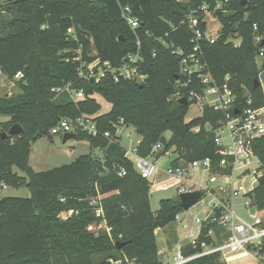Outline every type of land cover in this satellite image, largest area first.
Instances as JSON below:
<instances>
[{"label": "trees", "instance_id": "obj_1", "mask_svg": "<svg viewBox=\"0 0 264 264\" xmlns=\"http://www.w3.org/2000/svg\"><path fill=\"white\" fill-rule=\"evenodd\" d=\"M125 6L139 17L138 27L132 28L123 17ZM206 11L221 24L214 43H199L206 70L218 82L230 76L237 93L235 110L248 106L249 96L251 106H262V88L254 81L264 49V0L245 4L243 0H7L0 4V72L18 86L17 92L0 96V183L26 186L30 192L26 197H0V264H162L156 230L174 223L182 210L180 198L161 199L159 209L152 211L151 182L126 156L115 125L122 119L135 128L140 136L138 153L143 156L151 154L166 131L171 137L165 151L174 147L178 155L173 164L215 156L214 134L207 124L216 127L224 112L205 105L200 116L186 121L193 102L182 104L173 97L199 89L196 83L181 86L187 79L181 62L195 45L188 19L196 16L201 30H206ZM257 36L261 41H256ZM138 51L143 57L140 70L147 75L143 83L117 82L110 73L99 81L79 74L81 67L87 70V64L97 59L118 66L128 53ZM18 71L23 76L16 79ZM67 83L83 89L84 95L74 100L67 92L53 90ZM96 94L112 104L108 112L98 113L101 104ZM80 114L92 117L112 137L77 132L76 137L88 139L90 154L36 171L30 164L33 143L51 134L60 119ZM2 115L8 118L2 120ZM15 123L24 132L2 138L1 132ZM253 147L264 167V135ZM95 149L102 153L94 155ZM122 168L124 175L119 174ZM98 195L101 215L90 204ZM255 198L264 207V177ZM69 210L74 213L67 219L58 217ZM210 226L203 228V239L209 240L205 235ZM171 239L170 243L177 241V234ZM183 250L194 251L188 246ZM184 264L226 263L215 253Z\"/></svg>", "mask_w": 264, "mask_h": 264}, {"label": "built area", "instance_id": "obj_2", "mask_svg": "<svg viewBox=\"0 0 264 264\" xmlns=\"http://www.w3.org/2000/svg\"><path fill=\"white\" fill-rule=\"evenodd\" d=\"M221 6V3L217 5ZM122 14L132 28L139 26V17L133 14L129 6L123 8ZM188 23L194 33L192 42L195 45L193 52L182 59L181 73L187 79L181 82V86L196 83L199 89H189L187 93L178 92L173 97L178 100L186 97L188 102L200 104L202 109L209 105L224 112L216 127L207 124V128L214 134L215 156L188 162L180 159L175 165L172 160L178 155L174 151L172 153L165 151L166 146L160 139L153 145L150 155L143 156L138 153L140 142L138 139L134 148L126 149V156L130 159L129 154L134 152V160H130L141 176L151 182V190L175 185L179 198L184 193L193 191L201 193L196 203L187 209L182 207V210L175 214L174 223L182 230L183 235L175 242L172 255L162 259V264H184L192 259L215 253H218L221 259L229 260L240 252L247 253L256 263L264 264V207H260L255 201L256 190L264 177V167L253 147L254 141L264 135V104L259 107L251 106L252 98L249 96V105L242 110H235L237 93L230 85V76L227 75L223 82H218L206 70V64L201 61L198 53L199 43L203 41L214 43L219 36V30L214 34L208 27L201 30L199 19L193 15L189 17ZM254 27L257 28L256 25ZM261 39V36L256 37L257 42ZM258 58H261L262 62H258L257 79L264 96V49L260 51ZM142 60L140 51L128 53L118 66H112L108 61L101 63L97 59L87 64V70L81 67L79 74L81 77H91L99 81L102 76L110 73L117 82L124 79L143 83L147 75L140 70ZM22 76L23 73L18 71L15 78L19 79ZM53 90L57 93L67 92L74 100L84 95L83 89L74 87L72 83L55 87ZM115 126L116 136L121 138V130L127 125L119 119ZM68 132H82L92 137L99 135L112 137L111 131H101L97 122L85 114L64 117L51 129L53 135L64 136ZM167 141L169 142V138ZM161 152L172 156L165 170H161L157 165L160 157L158 154ZM161 172L169 177V183L164 185L157 183ZM125 173L124 168L119 171L120 175ZM7 187L6 182H1L0 192ZM100 198L101 195H98L90 199L91 204L97 208V215L103 214L102 208L98 205ZM237 199H241L240 205L253 216L252 219H247L237 212ZM207 225H212L205 235L209 240L202 238L203 228ZM186 246L194 251L185 254L183 249Z\"/></svg>", "mask_w": 264, "mask_h": 264}, {"label": "rangeland", "instance_id": "obj_3", "mask_svg": "<svg viewBox=\"0 0 264 264\" xmlns=\"http://www.w3.org/2000/svg\"><path fill=\"white\" fill-rule=\"evenodd\" d=\"M6 1L7 0H0V4H3ZM206 21L208 23V28L210 32L213 34L216 33L221 27L219 20L212 14L211 11H206ZM258 62L261 63L262 59L258 58ZM17 91H18V86L16 82L8 79L4 74L0 72V96L5 94L11 95L12 93H15ZM96 98L101 104V108L98 112L99 114L106 113L111 109L112 104L108 100H106L102 95L96 94ZM202 111L203 109L200 104L194 102L191 103L186 115V121H190L200 116L202 114ZM7 118L8 117L5 115L1 116L2 120H5ZM121 131H122L121 133L122 146H124L128 150H131L137 144V141L138 139H140V136L137 134L135 128L132 126L123 127ZM129 132L131 133V135H128ZM164 135L167 138H170L171 132L166 131ZM173 151H174V147L168 149V152L172 153ZM91 152L92 150L89 141L87 138L83 136L70 138L66 142H63V136L49 134L40 137L36 142L33 143L30 153V164L36 171L48 170L54 167H59L64 164L71 163L81 155L90 154ZM101 153L102 151L100 149L94 150V155H100ZM129 157L130 159L134 160L135 157L134 152L129 154ZM171 159L172 156L168 154L166 155L164 154L159 157L157 161V165L161 170H165L169 165ZM15 171L18 172V174L20 175H24V173L18 168H15ZM169 182H170L169 177L166 174H164V172H161V174L157 178V183L159 185H164ZM29 194H30L29 189L26 186L14 187L9 185L6 189L0 192V197H4V196L26 197ZM175 196H177V188L175 185L161 189L152 188L150 193V206L152 211L156 212L159 209L161 199L171 198ZM62 200H64V198H62ZM240 201L241 199L236 200L237 212L241 216L247 219H252L253 216L250 215L248 211L240 205ZM94 209L96 212L97 208L95 207ZM73 213L74 210L62 211L58 214V217L60 219L65 220ZM162 230L163 231H159L157 233L158 242L161 241L163 233L168 234L171 238L173 233L178 234V236L183 235L182 230L178 228L174 223L167 225L166 227L162 228Z\"/></svg>", "mask_w": 264, "mask_h": 264}, {"label": "water", "instance_id": "obj_4", "mask_svg": "<svg viewBox=\"0 0 264 264\" xmlns=\"http://www.w3.org/2000/svg\"><path fill=\"white\" fill-rule=\"evenodd\" d=\"M243 3L245 4L246 0H243ZM254 85L256 87L260 85L258 79H256L254 81ZM179 102L182 103V104H187L188 103V99L186 97H182V98L179 99ZM23 132H24V130H23L22 126L19 123H15L9 128L8 131H2L1 132V136H2V138H6V137H8L10 135L21 134ZM76 135H77V133H75V132L65 133L64 136H63V142H66L70 138L76 137ZM160 140H161V142H163V144L165 146L168 145L167 137L165 135L161 136ZM200 194L201 193L199 191H193V192L181 194L180 195V201H181L182 207L184 209H187L191 205L196 203L198 201L199 197H200ZM252 211H254V208H252ZM118 246H120V245H118Z\"/></svg>", "mask_w": 264, "mask_h": 264}, {"label": "crops", "instance_id": "obj_5", "mask_svg": "<svg viewBox=\"0 0 264 264\" xmlns=\"http://www.w3.org/2000/svg\"><path fill=\"white\" fill-rule=\"evenodd\" d=\"M2 90H3V88H2ZM159 231H163L162 228H158L156 230V234ZM161 233H163V232H161ZM177 236H178V234H177ZM170 240H172L171 237L168 234H164L163 233L161 241L158 242L159 250H160V253H161V257L163 259L169 258L172 255V253H173L174 244H175L176 241L173 242V243H170L169 242ZM221 260L223 262H225L226 264H255L256 263L251 258V256H249L245 252L237 253V254L233 255L229 260H224V259H221Z\"/></svg>", "mask_w": 264, "mask_h": 264}]
</instances>
